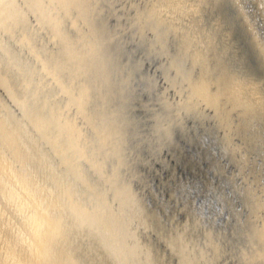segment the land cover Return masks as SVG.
I'll use <instances>...</instances> for the list:
<instances>
[{"label":"rangeland","instance_id":"374dc122","mask_svg":"<svg viewBox=\"0 0 264 264\" xmlns=\"http://www.w3.org/2000/svg\"><path fill=\"white\" fill-rule=\"evenodd\" d=\"M231 2L0 0V264H264V0Z\"/></svg>","mask_w":264,"mask_h":264},{"label":"bare ground","instance_id":"6f19581e","mask_svg":"<svg viewBox=\"0 0 264 264\" xmlns=\"http://www.w3.org/2000/svg\"><path fill=\"white\" fill-rule=\"evenodd\" d=\"M218 1H219V0H218ZM220 1H221V0H220ZM228 1L231 2V1H233V0H228ZM236 1H238V0H236ZM239 2H240V1H239ZM239 2H238V3H239ZM260 2H263V1H260ZM220 3H221V2H220ZM222 3H224V1H223ZM226 3H227V1H226ZM231 3H232V2H231ZM258 3H259V0H258ZM233 5H234V4H233ZM238 5H240V4H238ZM263 5H264V4H263ZM236 6H237V5H236ZM251 6H252V5H251ZM251 6H250V7H251ZM261 6H262V3H261ZM237 7H238V6H237ZM237 7H236V8H237ZM239 9H240V7H239ZM230 10H232V8H231ZM240 10H241V9H240ZM216 11H217V10H216ZM228 11H229V10H228ZM237 11H238V9H237ZM237 11H235V13H237ZM230 12H231V11H230ZM91 13H92V12H91ZM212 13H213V12H212ZM240 13H242V12H240ZM214 14H215V13H214ZM232 14H233V13H232ZM237 14H238V13H237ZM233 15H234V14H233ZM241 15H242V14H241ZM208 17H209V16H208ZM215 17H216V15H215ZM234 17H235V15H234ZM240 17H241V16H240ZM240 17H239V18H240ZM247 17H248V16H247ZM243 18H245V17H243ZM237 19H238V17H237ZM238 20H239V19H238ZM259 20H260V19H259ZM245 21H246V20H245ZM204 22H205V21H204ZM254 22H255V21H254ZM260 22H262V21H260ZM260 22H259V23H260ZM237 23H238V22H237ZM143 24H144V22H143ZM248 24H249V23H248ZM261 24H262V23H261ZM199 25H201V24H199ZM238 25H239V24H238ZM241 25H242V24H241ZM262 25H263V24H262ZM205 26H206V25H205ZM205 26H204V27H205ZM239 26H240V25H239ZM246 26H249V25H246ZM251 26H252V25H251ZM253 26H254V24H253ZM166 27H167V26H166ZM242 27H243V26H242ZM244 27H245V24H244ZM259 27H260V25H259ZM259 27H258V28H259ZM136 28H137V27H136ZM138 28H139V26H138ZM149 28H150V27H149ZM200 28H201V26H200ZM236 28H237V27H236ZM240 28H241V26H240ZM245 28H246V27H245ZM245 28H244V30H245ZM247 28H249V27H247ZM255 28H256V27H255ZM111 29H112V28H111ZM201 29H202V28H201ZM259 29H261V28H259ZM259 29H258V30H259ZM52 30H53V29H52ZM238 30H239V29H238ZM238 30H237V32H238ZM249 30H250V29H249ZM258 30H257V31H258ZM196 31H197V30H196ZM261 31H262V30H261ZM42 32H43V31H42ZM183 32H184V31H183ZM255 32H256V31H255ZM259 32H260V31H259ZM137 33H138V32H137ZM239 33H240V31H239ZM241 33H242V32H241ZM241 33H240V34H241ZM261 33H262V32H261ZM263 33H264V31H263ZM235 34H236V33H235ZM247 34H248V32H247ZM59 35H60V34H59ZM59 35H58V36H59ZM202 36H203V35H202ZM202 36H201V37H202ZM209 36H210V35H208V37H209ZM245 36H246V35H245ZM249 36H250V35H249ZM252 36H254V35H252ZM194 37H196V35H194ZM234 37H235V36H234ZM246 37H247V36H246ZM231 38H233V37H231ZM244 38H245V37H244ZM196 40H197V39H196ZM234 40H235V39H234ZM234 40H232V43H233ZM241 40H242V39H241ZM199 41H200V40H199ZM230 41H231V40H230ZM263 41H264V40H263ZM229 43H230V42H229ZM232 43H231V44H232ZM236 43H237V42H236ZM262 43H263V42H262ZM211 44H212V42H211ZM239 44H240V43H239ZM203 45H204V43H203ZM244 45H245V44H244ZM250 45H251V43H250ZM254 45H256V44H254ZM262 45H263V44H262ZM240 46H241V45H239V47H240ZM258 46H259V45H258ZM218 47H219V46H218ZM228 47H230V46L228 45ZM242 47H243V46H242ZM253 47H255V46H253ZM182 48H183V47H182ZM204 48H205V47H204ZM220 48H221V47H220ZM246 48H247V47H246ZM234 49H235V48H234ZM240 49H241V48H240ZM237 50H238V49H237ZM249 50H250V48H249ZM259 50H260V49H259ZM206 51H207V50H206ZM229 51H230V50H229ZM243 51H244V50H243ZM214 52H215V51H214ZM214 52H213V54H215ZM234 52H235V51H234ZM227 53H228V52H227ZM255 53H256V52H255ZM181 54H182V53H181ZM213 54H212V55H213ZM230 54H231V53H230ZM241 54H242V53H241ZM249 54H250V53H249ZM148 55H149V54H148ZM212 55H211V56H212ZM232 55H233V54H232ZM244 55H245V54H244ZM244 55H243V56H244ZM145 56H146V55H145ZM149 56H150V55H149ZM211 56H210V57H211ZM227 56H228V54H227ZM243 56H241V57H243ZM251 56H252V55H251ZM253 56H254V55H253ZM158 57H159V55H158ZM235 57H236V55H235ZM237 57H240V56H238V54H237ZM262 57H263V56H262ZM262 57H261V58H262ZM214 58H215V57H214ZM227 58H228V57H227ZM165 59H166V58H165ZM243 59H244V58H243ZM243 59H242V61H243ZM246 59H247V57H246ZM175 60H176V59H175ZM228 60H229V59H228ZM233 60H234V59H233ZM247 60H248V59H247ZM249 60H250V59H249ZM213 62H214V61H213ZM229 62H230V61H229ZM261 62H262V61H261ZM241 63H242V62H241ZM262 63H263V62H262ZM239 64H240V63H239ZM253 64H254V63H253ZM191 65H192V64H191ZM217 65H218V64H217ZM230 65H231V64H230ZM236 65H237V64H236ZM247 65H249V64H247ZM251 65H252V64H251ZM260 65H262V64L260 63ZM220 66H221V65H220ZM225 66H226V65H225ZM242 66H243V65H242ZM245 66H246V65H245ZM255 66H257V65H255ZM262 66H263V65H262ZM240 67H241V66H240ZM220 68H221V67H220ZM223 68H225V67H223ZM232 68H233V67H232ZM253 68H255V67H253V65H252V69H253ZM123 69H124V68H123ZM236 69H237V67H236ZM244 69H245V68H244ZM247 69H248V68H247ZM211 70H212V69H211ZM254 70H255V69H254ZM200 71H201V70H200ZM220 71H221V70H220ZM255 71H256V70H255ZM207 72H208V71H207ZM248 72H249V70H248ZM237 73H238V72H237ZM240 73H241V75H242V72H240ZM252 73H253V72H252ZM194 74H195V73H194ZM238 74H239V73H238ZM198 75H199V74H198ZM202 75H203V74H202ZM255 75H257V74H255ZM196 76H197V75H196ZM196 76H195V77H196ZM239 76H240V75H239ZM242 76H243V75H242ZM258 76H259V75H258ZM260 76H261V75H260ZM245 77H246V75H245ZM202 78H203V77H202ZM196 80H197V79H196ZM238 80H239V79H238ZM239 81H240V80H239ZM246 81H247V80H246ZM257 82H258V81H257ZM240 84H241V83H240ZM241 85H242V84H241ZM255 85H256V84H255ZM263 85H264V84H263ZM120 86H121V85H120ZM248 86H249V85H248ZM249 87H250V86H249ZM61 88H62V87H61ZM245 88H246V87H245ZM252 89H253V88H252ZM102 92H103V91H102ZM205 93H206V92H205ZM71 95H72V94H71ZM72 96H73V95H72ZM219 96H220V95H219ZM245 97H246V96H245ZM80 98H81V97H80ZM213 98H214V97H213ZM72 99H73V98H72ZM77 99H78V98H77ZM233 99H234V97H233ZM242 99H243V98H242ZM251 103H252V102H251ZM251 103H250V104H251ZM254 106H255V105H254ZM217 107H218V106H217ZM204 108H205V107H204ZM218 109H219V108H218ZM212 110H213V109H212ZM255 112H256V111H255ZM258 112H259V111H258ZM256 113H257V112H256ZM257 117H258V116H257ZM256 120H257V119H256ZM168 121H169V120H168ZM216 121H217V120H216ZM216 121H215V122H216ZM260 121H261V120H260ZM165 122H166V120H165ZM216 123H218V122H216ZM258 124H259V122H258ZM253 125H254V123H253ZM255 126H256V125H255ZM260 127H262V126H260ZM260 127H259V128H260ZM176 128L178 129L177 126H176ZM179 129H180V128H179ZM179 129H178V130H179ZM180 131H181V129H180ZM258 131H259V130H258ZM185 133H186V131H185ZM187 134H188V133H187ZM262 134H263V133H262ZM3 135H4V134H3ZM172 135H173V134H172ZM180 135H181V134H180ZM188 135H189V134H188ZM168 136H169V135H168ZM178 136H179V135H178ZM186 136H187V135H186ZM186 136H185V137H186ZM182 137H183V136H182ZM188 137H189V136H188ZM201 138H202V137H201ZM169 139H170V138H169ZM172 139H174V138H172ZM189 139H190V138H189ZM195 139H196V138H195ZM249 139H250V138H249ZM174 141H176V139H175ZM248 141H249V140H248ZM4 142H5V141H4ZM202 142H203V141H202ZM202 142H201V143H202ZM167 143L169 144L170 142H167ZM246 143H247V142H246ZM254 143H255V142H254ZM177 144H178V143H177ZM179 144H180V143H179ZM182 144H183V143H182ZM169 145H170V144H169ZM166 147H167V145H166ZM168 147H169V146H168ZM168 147H167V148H168ZM170 147H171V146H170ZM180 147H181V145H180ZM182 147H183V146H182ZM247 147H248V145H247ZM260 147H261V146H260ZM171 148H172V147H171ZM186 148H187V147H186ZM205 148H206V147H205ZM200 149H201V148H200ZM182 150H183V149H182ZM187 150H188V149H187ZM171 151H173V149H172ZM171 151H170V153H171ZM183 151H184V150H183ZM200 151H202V150H200ZM0 152H1V150H0ZM188 152H189V150H188ZM207 153H208V151H207ZM183 154H184V153H183ZM246 154H247V153H246ZM187 155H188V154H187ZM191 155H192V154H191ZM191 155H190V156H191ZM193 155H194V154H193ZM188 156H189V155H188ZM188 156H187V157H188ZM201 156H203V155H201ZM108 157H109V156H108ZM119 157H120V156H119ZM173 157H175L174 154H173ZM182 157H183V156H182ZM199 159H200V158H199ZM30 160H31V159H30ZM217 160H218V159H217ZM179 162H180V161H179ZM80 163H81V162H80ZM186 165H187V164H186ZM194 166H195V165H194ZM217 166H218V165H217ZM224 166H225V165H224ZM259 166H260V165H259ZM248 167H249V166H248ZM178 168H179V167H178ZM257 168H258V167H257ZM179 169H180V168H179ZM181 169H182V168H181ZM188 169H190V168H188ZM192 169H193V168H192ZM229 169H230V168H229ZM254 169H255V168H254ZM185 170H186V169H185ZM255 170H256V169H255ZM194 171H195V170H194ZM197 171H198V170H197ZM223 171H224V169H223ZM228 171H229V170H228ZM80 172H81V171H80ZM179 172H180V171H179ZM181 172H182V171H181ZM181 172H180V173H181ZM225 172H226V171H225ZM230 172H231V171H230ZM85 173H86V172H85ZM172 173H173V172H172ZM195 173L198 174V172H196V171H195ZM209 173H210V172H209ZM218 173H219V172H218ZM233 173H234V172H233ZM182 174H183V173H182ZM215 174H217V173H215ZM243 174H244V173H243ZM190 175H192V174H190ZM201 175H202V174H201ZM221 175H222V174H221ZM195 176H196V175H195ZM199 176H200V175H199ZM208 176H209V174H208ZM233 176H234V175H233ZM233 176H232V177H233ZM185 177H186V176H185ZM212 177H214V176L212 175ZM215 178H216V177H215ZM236 178H238V177L236 176ZM178 179H179V178H178ZM188 179H189V178H188ZM196 179H198V176H197ZM203 179H205V178L203 177ZM190 180H192V179H190ZM193 180H195V179H193ZM198 180H199V179H198ZM198 180H197V181H198ZM21 181H22V180H21ZM195 181H196V180H195ZM202 181H203V180H202ZM203 182H204V184H205V181H203ZM221 182H222V181H221ZM23 183H24V181H23ZM191 183H192V182H191ZM193 183H194V182H193ZM225 183H226V182H225ZM250 184H251V183H250ZM23 185H24V184H23ZM199 185H200V184H199ZM222 185H223V184H222ZM188 186H190V185H188ZM197 187H198V186H197ZM209 187H210V186H209ZM227 187H228V186H227ZM226 189H228V188H226ZM26 190H27V189H26ZM203 190H204V189H203ZM23 191H24V190H23ZM27 191H28V190H27ZM205 191H206V190H205ZM207 191H208V189H207ZM207 191H206V192H207ZM25 192H26V191H25ZM192 192H193V191H192ZM198 192H199V191H198ZM202 192H203V191H202ZM209 192H210V191H209ZM28 193H29V192H28ZM32 193H33V192H32ZM189 193H190V192H189ZM228 193H230V192H228ZM200 194H201V193H200ZM216 194H217V193H216ZM235 194H236V193H235ZM14 195H15V194H14ZM26 195H28V194H26ZM26 195H25V196H26ZM176 195H177V194H176ZM185 195H186V194H185ZM202 195L204 196V192H203ZM212 195H213V193H211V196H212ZM217 195H218V194H217ZM233 195H234V194H233ZM186 196H187V195H186ZM205 196H206V195H205ZM215 196H216V195H215ZM219 196H220V195H219ZM230 196H231V195H230ZM31 197H32V195L30 196V198H31ZM190 197H191V195H190ZM197 197H198V195L196 196V198H197ZM199 197H200V196H199ZM199 197H198V199H199ZM233 197H234V196H233ZM12 198H13V196H12ZM18 198H19V197H18ZM23 198H24V197H23ZM32 198H34V196H33ZM182 198H183V197H182ZM193 198H194V197H193ZM196 198H195V200H196ZM216 198H217V197H216ZM21 199H22V198H21ZM28 199H29V198H28ZM183 199H184V198H183ZM190 199H191V198H190ZM200 199H201V198H200ZM203 199H206V197L203 198ZM218 199H219V197H218ZM229 199H230V197H229ZM188 200H189V199H188ZM232 200H233V199H232ZM234 200H235V198H234ZM24 201H25V200H24ZM27 201H28V200H27ZM31 201H32V199H31ZM33 201H34V199H33ZM36 201H37V200H36ZM185 201H186V200H185ZM198 201H199V200H198ZM212 201H213V200H212ZM236 201H237V200H236ZM29 202H30V201H29ZM208 202H209V201H208ZM232 202H233V201H232ZM23 203H24V202H23ZM39 203H40V202H39ZM189 203H190V202H189ZM197 203H198V202H197ZM199 203H201V202H199ZM205 203H207V202H205ZM214 203H215V202H214ZM25 204H26V203H25ZM28 204H31V203H28ZM32 204H34V203H32ZM32 204H31V205H32ZM215 204H216V203H215ZM239 204H240V203H239ZM31 205H29L28 207H30ZM36 206H37V205H36ZM213 206H214V205H213ZM236 206H237V204H236ZM28 207H27V208H28ZM38 207H39V204H38ZM263 207H264V205H263ZM30 208H31V207H30ZM32 208H34V207H32ZM32 208H31V209H32ZM35 208H36V207H35ZM39 209H41V208H39ZM42 209H44V208H42ZM27 210H28V209H27ZM35 210H36V209H35ZM185 210H186V209H185ZM207 210H208V209H207ZM211 210H212V209H211ZM215 210H216V209H215ZM249 210H250V209H249ZM30 211H31V210H30ZM218 212H220V211H218ZM30 213H31V212H30ZM32 213H33V211H32ZM32 213H31V214H32ZM36 213H37V212H36ZM39 213H40V212H39ZM204 213H205V212H204ZM206 213H207V212H206ZM210 213H211V211H210ZM210 213H208V214H210ZM220 213H221V212H220ZM220 213H219V214H220ZM122 214H123V213H122ZM219 214H218V215H219ZM29 215H30V214H29ZM34 215H35V214H34ZM34 215H33V217H34ZM36 215L38 216L39 214H36ZM36 215H35V216H36ZM31 216H32V215H31ZM37 216H36V217H37ZM44 216H45V215H44ZM213 216H214V215H213ZM230 216H231V215H230ZM119 217H120V216H119ZM209 217H210V216H209ZM39 218H41V217H39ZM49 218H50V217H49ZM204 218H205V216H204ZM34 219H36V218H34ZM37 219H38V217H37ZM222 219H223V218H222ZM32 220H33V219H32ZM39 220H40V219H39ZM45 220H46V219H45ZM48 220L50 221V219H48ZM177 220H178V219H177ZM229 220H230V219H229ZM235 220H236V222H237V219H235ZM36 221H37V220H36ZM221 222H222V221H221ZM224 222H226V221H224ZM245 222H246V221H245ZM35 223H36V222H35ZM38 223H40V222H38ZM44 223H45V222L43 221V223H42V220H41V224H44ZM51 223H53V222H51ZM32 224H33V223H32ZM34 225H36V224H34ZM39 225H40V224H39ZM44 225H45V224H44ZM225 225H226V224H225ZM40 226H42V225H40ZM214 226L216 227L217 225H214ZM31 227H33V226H31ZM36 227H37V226H36ZM38 227H39V226H38ZM45 227H46V226H45ZM45 227H44V228H45ZM215 227H214V228H215ZM225 227H226V226H225ZM47 228H48V226H47L45 229H47ZM39 229H41V227H39ZM205 229H206V228H205ZM50 230H51V229H50ZM218 230H219V229H217V231H218ZM38 231H39V230H38ZM46 231H48V230H45V232H46ZM52 231H53V230H52ZM194 231H195V230H194ZM35 232H37V231L35 230L33 233H35ZM219 232H220V231H219ZM47 233H48V232H47ZM50 233H51V232H50ZM50 233H49V235H50ZM54 233H55V232H54ZM220 233H221V232H220ZM31 234H32V233H31ZM38 234H39V236L37 235V236H38L37 238H39L40 235H42V234H40V232H39ZM218 234H219V233H218ZM256 234H258V235H257V236H258V239L260 238V241H261V242H264V226H262V229L259 230ZM34 235H35V234H34ZM43 235H44V234H43ZM43 235H42V236H43ZM46 235H47V234H46ZM35 237H36V236H35ZM47 237H48V236H47ZM204 237H205V236H204ZM37 238H36V241H37ZM41 239H43V238H41ZM204 239H205V238H204ZM34 240H35V239H34ZM38 240H40V239H38ZM45 240H47L46 237H45ZM40 241H42V240H40ZM199 241H200V240H199ZM37 242H39V241H37ZM42 242H43V241H42ZM40 243H41V242H40ZM40 243H39V244H40ZM203 243H204V242H203ZM34 244H35V243H34ZM226 244H227V243H226ZM228 244H229V243H228ZM199 245H200V244H199ZM42 247H43V246H42ZM223 252H224V251H223ZM12 253H13V252H12ZM15 254H16V253H15ZM32 254H33V253H32ZM34 254H35V253H34ZM44 254H45V253H44ZM46 255H47V254H46ZM214 255H215V254H214ZM221 255H222V254H221ZM22 256H23V255H22ZM22 256H20V257H22ZM34 256H35V255H34ZM34 256H33V257H34ZM18 257H19V256H18ZM24 257H26V256H24ZM22 258H23V257H22ZM18 259H19V258H18ZM195 259H196V258H195ZM29 261H30V260H29ZM27 263H28V262H27ZM220 263H221V262H220ZM229 263H230V262H229ZM24 264H25V262H24ZM209 264H210V262H209Z\"/></svg>","mask_w":264,"mask_h":264}]
</instances>
